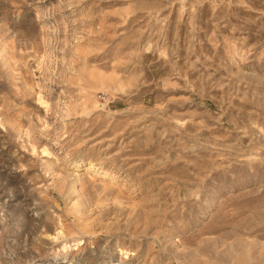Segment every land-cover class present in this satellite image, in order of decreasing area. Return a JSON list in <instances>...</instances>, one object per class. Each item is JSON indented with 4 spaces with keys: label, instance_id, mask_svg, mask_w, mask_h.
Returning a JSON list of instances; mask_svg holds the SVG:
<instances>
[{
    "label": "rangeland",
    "instance_id": "1",
    "mask_svg": "<svg viewBox=\"0 0 264 264\" xmlns=\"http://www.w3.org/2000/svg\"><path fill=\"white\" fill-rule=\"evenodd\" d=\"M0 264H264V0H0Z\"/></svg>",
    "mask_w": 264,
    "mask_h": 264
}]
</instances>
